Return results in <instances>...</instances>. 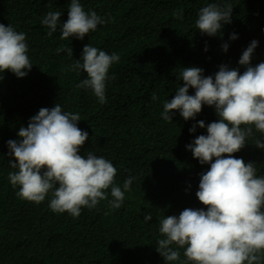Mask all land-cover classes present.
<instances>
[{"label":"trees","instance_id":"1","mask_svg":"<svg viewBox=\"0 0 264 264\" xmlns=\"http://www.w3.org/2000/svg\"><path fill=\"white\" fill-rule=\"evenodd\" d=\"M70 2L0 0V24L25 33L33 64L23 78L8 70L0 74V264H165L156 246L158 220L188 208L207 209L196 192L210 165L200 164L186 146L207 135L198 121L207 125L219 117L214 107L203 105L195 119L185 120L173 110L172 121H165L163 103L183 86L178 79L183 67H199L204 76H214L227 65L242 74L246 67L239 59L253 40L258 46L251 65L264 62V0H81L86 11L109 22L83 40H61L59 26L49 36L41 19L59 11L60 23L66 22ZM208 3L232 6L231 23L215 36L195 27L199 10ZM232 33L238 38L231 40ZM224 43L229 44L227 52ZM87 44L120 56L109 70L103 104L91 90L77 87L86 72L70 67ZM61 45L71 47L73 56L57 53ZM153 93L158 100H152ZM56 103L79 113L78 127L89 133L81 155L91 151L111 160L118 185L136 177L119 209L108 208L109 189L106 200L96 208H82L78 217L55 213L48 198L40 204L20 199L18 188L9 183L13 169L7 141L19 140L20 128L41 108ZM194 125L193 133L189 129ZM257 139L264 140V134L254 130L232 155L255 163L257 175L264 176V149L255 146ZM149 213L152 220L145 222Z\"/></svg>","mask_w":264,"mask_h":264},{"label":"clouds","instance_id":"2","mask_svg":"<svg viewBox=\"0 0 264 264\" xmlns=\"http://www.w3.org/2000/svg\"><path fill=\"white\" fill-rule=\"evenodd\" d=\"M231 13L230 4L208 3L199 10L195 27L215 36L231 23ZM60 17L59 11H49L40 22L49 36L59 26L61 40H83L98 25L109 22L95 11H86L81 0H71L66 22L60 23ZM229 38L238 37L232 33ZM257 46L258 41L253 40L243 51L239 64L246 70L242 74L227 65H221L214 76H204L199 67H183L178 74L183 86L163 103L161 117L165 121H172L173 110L185 120L195 119L203 105L214 107L219 117L207 125L198 121L200 128L206 127L207 135H199L186 146L200 164L210 165L201 174L196 192L207 209L188 208L178 216L158 220L161 238L156 246L165 264H264V176L257 175L255 163L232 155L246 145L254 130L264 134V62L251 65ZM228 48V43L222 44L224 52ZM62 51L73 56L69 46L57 48V53ZM119 60L116 53L85 45L80 59L70 66L87 74L77 87L91 90L99 103H105L109 70ZM32 67L25 33L0 24V74L8 70L23 78ZM189 89H194V95ZM152 100H158L156 93ZM80 120L79 113L64 111L56 103L31 117L27 127L20 128L19 140L7 141L8 163L13 169L7 179L18 188L20 199L40 204L48 198L51 211L78 217L82 208L93 209L106 200L110 189L108 208L121 207L136 177L128 176L118 185L111 160L91 151L80 154L89 139V133L78 127ZM189 131L194 133L196 126ZM255 146L264 149V140H255ZM151 220L150 213L144 216L145 222Z\"/></svg>","mask_w":264,"mask_h":264}]
</instances>
